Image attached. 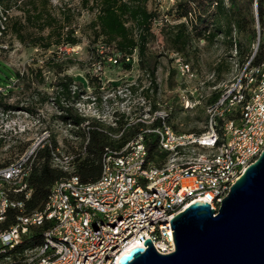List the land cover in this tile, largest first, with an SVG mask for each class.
Here are the masks:
<instances>
[{"label": "bare ground", "instance_id": "6f19581e", "mask_svg": "<svg viewBox=\"0 0 264 264\" xmlns=\"http://www.w3.org/2000/svg\"><path fill=\"white\" fill-rule=\"evenodd\" d=\"M260 1L261 19L257 15L258 0L253 1L256 36L251 54L237 66L231 80L217 89L218 96L213 101H208L212 93L208 96L204 106L206 123L201 131L173 129L169 120L171 105L155 102L153 108L144 96L139 97L150 119L129 121L124 117L127 125L141 123L145 127L140 128L119 150L106 149L100 178L91 184L80 183L74 175L56 180L43 208L30 212L26 211L23 203V199L30 196L26 179L37 150L50 137L49 131L39 136L21 155L0 166V232L10 231L15 222L28 224L26 238L32 229L40 231L39 241L23 248L28 251L4 257L0 264H79L80 251L91 253L95 244L85 264H108L121 250L129 251L130 245H139L142 231L149 239L164 235V227L152 226L167 222V210L159 209L165 205V191L151 190L145 214L134 215L130 213L133 191L124 192V188L137 190L139 187L141 196H149L150 188H158L171 181L188 183L200 180L203 189L224 190V194H218L220 203L215 210L218 209L234 180L264 150V0ZM4 14L0 6V28L4 22L1 20L6 19ZM170 58L177 75L193 77L192 67L178 53L171 52ZM200 89L189 91L188 97L182 99L183 108L187 109L185 103H191V109L200 104ZM120 116L112 114L107 124L118 126ZM146 132L155 133L159 148L167 152L166 160L159 166L147 159ZM120 134L113 137L116 139ZM2 137L0 135V141ZM235 142L238 143L235 145ZM52 156L54 167L70 170L71 156ZM16 169L14 175L3 174ZM108 183L109 189L98 190ZM110 193H115L114 205L108 197ZM186 193L187 186H180L175 191V200H182ZM183 209L179 208V212ZM65 210L71 213L65 214ZM10 211H15V220L8 225ZM74 221H78V226L71 225ZM46 223L49 225L44 229ZM122 230L124 233L119 234ZM172 251L166 250L165 254Z\"/></svg>", "mask_w": 264, "mask_h": 264}, {"label": "trees", "instance_id": "16d2710c", "mask_svg": "<svg viewBox=\"0 0 264 264\" xmlns=\"http://www.w3.org/2000/svg\"><path fill=\"white\" fill-rule=\"evenodd\" d=\"M46 3L47 0H42ZM149 0H79L76 12L68 8L63 11L61 17L48 13L44 8L37 11L35 16H27L28 20H34L42 31L49 28L47 34H33L23 30L20 23H15L13 32L25 46L40 47L48 50L52 46H74L80 42L76 37L75 28L71 27L73 20L81 11H93L95 17L90 21L92 37L89 40L87 50L97 65L106 64L130 70L132 65L149 76L150 87L156 92V71L159 64V56L150 49V44L156 39L153 31L154 23L159 18L156 10L148 8ZM254 0H193V8L190 2L177 4L176 18H185L173 25H166L169 29L161 28L165 48L173 53H178L189 62V56L194 50L193 42L200 39L212 43L221 37L228 50L236 51L240 65L251 54L252 44L256 36ZM16 0H0V6L6 13ZM257 15L261 19V1L258 0ZM32 22V21H31ZM4 30V29H3ZM1 30V33L3 32ZM181 57V58H182ZM128 58V60H127ZM135 58V60H134ZM111 59V60H109ZM57 66V64H56ZM59 72L64 68L60 65ZM40 72V71H39ZM171 70L169 83L172 85ZM40 74V73H39ZM15 86L25 85L24 77L11 67L0 62V108L8 110L13 107L3 102L6 92H11L12 80ZM97 77L87 78L88 86L94 87ZM53 104L57 113L54 118L59 124L68 127V135L62 138V146L52 133L44 145L39 148L31 163V170L26 179L30 189V197L26 202V211L30 212L42 209L56 180H64L74 175L80 183H95L101 176L102 157L106 149L119 150L140 128L141 123L127 125L124 115L120 116L116 127L105 126L96 118H89L78 112L76 103L86 93L82 81H74L68 75L63 74L53 82ZM98 86V85H97ZM96 87V86H95ZM218 92L214 91L208 101H213ZM48 100L49 96H44ZM155 108V102L152 103ZM172 106H174L172 104ZM171 106V107H172ZM183 109V108H182ZM29 112H35L33 107H26ZM177 113L171 110L170 123L173 129L179 130L173 118ZM157 124V123H156ZM120 136L116 139L115 134ZM195 132V131H187ZM199 132V131H197ZM144 143L147 148V159L156 166L162 164L167 158V152L159 148L157 135L153 132L144 133ZM29 142H24L20 151H24ZM53 154L62 157L71 156L70 170L54 167ZM7 163V162H6ZM5 163L0 164V166ZM15 220L12 211L8 215V225ZM44 225V229L48 227ZM40 231L32 229L26 241H22L18 249L33 246L39 241Z\"/></svg>", "mask_w": 264, "mask_h": 264}, {"label": "rangeland", "instance_id": "374dc122", "mask_svg": "<svg viewBox=\"0 0 264 264\" xmlns=\"http://www.w3.org/2000/svg\"><path fill=\"white\" fill-rule=\"evenodd\" d=\"M78 1L47 0L43 3L42 0H16L4 14L6 19L1 20L4 22L0 32L4 30L0 33V62L18 71L24 77L25 85L17 87L13 79L11 92H6L3 98V102L16 108H0V135H3L0 141V164H7L21 155L45 131H49L50 135L54 133L62 146V138L68 135V127L59 124L54 118L57 109L52 97L55 91L53 82L63 74H68L74 81H82L85 85L86 93L76 103L78 112L89 118L102 119L105 126L112 114L119 117L125 113L124 117L129 121L136 118L149 121L150 118L141 105L140 99L144 96L150 104L159 102L163 106L174 105L172 114L177 113V117L173 118V122L177 124L178 131L197 132L205 127L204 106L208 96L228 83L240 65L236 51L228 50L221 37L212 43L200 39L193 42L194 50L189 56L188 63L192 67L193 77L177 75L170 58L171 50L164 46L161 28L169 29L166 25L184 20L185 18H176L177 4L190 2L193 8V0H149L147 3L149 9L159 13L153 27L156 39L150 44V49L160 55L155 79L156 92L150 87L149 76L136 64L130 70H125L118 66L94 63L87 46L93 35L90 21L94 19L96 10H83L73 20L71 27L75 28L74 34L80 39L74 46H52L43 50L38 46H25L15 36L13 27L16 22L27 32L47 34L49 28L40 31L37 23L29 21L27 16H35L37 11L45 7L51 15L61 17L62 12L68 8L76 12ZM182 59L184 60L183 57ZM58 65L64 68L62 72H59ZM171 70L175 71L172 85L169 83ZM88 76L99 79L94 81V87L88 86ZM194 88H201L200 104L193 109H185L181 105L182 99L188 97L189 91ZM44 96L50 98L46 100ZM26 107H33L35 112L27 111ZM27 141L29 144L26 149L20 151L22 144Z\"/></svg>", "mask_w": 264, "mask_h": 264}, {"label": "water", "instance_id": "95a60500", "mask_svg": "<svg viewBox=\"0 0 264 264\" xmlns=\"http://www.w3.org/2000/svg\"><path fill=\"white\" fill-rule=\"evenodd\" d=\"M174 250L159 253L149 238L118 264H264V150L250 163L217 210L190 203L170 220Z\"/></svg>", "mask_w": 264, "mask_h": 264}, {"label": "built area", "instance_id": "2783aa9c", "mask_svg": "<svg viewBox=\"0 0 264 264\" xmlns=\"http://www.w3.org/2000/svg\"><path fill=\"white\" fill-rule=\"evenodd\" d=\"M111 60V59H109ZM179 67V66H178ZM183 69L180 67V71ZM192 93L190 92V95ZM187 104V109H191L192 105L191 103H185ZM238 142H235V145ZM145 151H147V148H145ZM17 169L15 171H6L3 174H16ZM134 178H137L136 176ZM236 180H234L235 182ZM180 186H187V193L185 197L182 200H175V191L176 189H179ZM21 189V188H19ZM101 189H109V183L106 186H101L98 188V190ZM151 190H160L165 191V205L160 206L159 209H166L167 210V222L164 224H161L159 226H152V228L157 227H164V235H159L157 239H149L153 245V247L159 252L165 254L166 250H174V241L170 226V219L179 212V208H185L190 203L196 202V201H204L207 202L212 209H216L217 205H219L220 201H218V194H224V190L221 191H214V189H203V187H200V180L188 182V183H179L178 181H171L170 183H166L165 185L159 186L158 188H150V195L149 196H141L139 194V187L137 190H130L129 188H124L125 191H133V204H132V212L134 215H144L145 214V208L147 204L150 202L151 198ZM68 193L70 191H67ZM30 196H26L25 199H23L24 208H26V202L29 199ZM111 198V205L115 204V193H110ZM70 211L65 210V214H70ZM13 214H15V211H13ZM122 222V221H121ZM71 225H77L78 221H74V223H71ZM124 233V230L120 231L119 234ZM28 234V224H20V222L14 223V228H12L8 232H0V261H2V258L4 257H11V255L14 254H21L22 252L28 251V249H18V242L19 241H26V235ZM81 235H85V232H81ZM100 237V233H99ZM147 239L144 236V233L142 231V239H140L139 245H130L129 248L132 247H142L146 248V245L144 246V241ZM74 242V241H73ZM96 244L93 246L95 248ZM91 253H84L80 251V263L79 264H85V260H89V257L92 254ZM128 252V250H121L120 254L114 255L108 264H118L119 259Z\"/></svg>", "mask_w": 264, "mask_h": 264}]
</instances>
